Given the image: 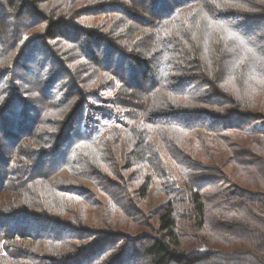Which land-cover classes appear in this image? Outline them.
Instances as JSON below:
<instances>
[{
  "label": "trees",
  "instance_id": "1",
  "mask_svg": "<svg viewBox=\"0 0 264 264\" xmlns=\"http://www.w3.org/2000/svg\"><path fill=\"white\" fill-rule=\"evenodd\" d=\"M0 242V264H264V0H0Z\"/></svg>",
  "mask_w": 264,
  "mask_h": 264
},
{
  "label": "rangeland",
  "instance_id": "2",
  "mask_svg": "<svg viewBox=\"0 0 264 264\" xmlns=\"http://www.w3.org/2000/svg\"><path fill=\"white\" fill-rule=\"evenodd\" d=\"M60 178L62 180H66L67 178H71V176L66 171H62L60 173ZM71 183L81 186V187H88V188L93 187V184L89 180L83 179V178H73L72 177ZM168 198L169 196H165L164 194L163 184L160 181H156L153 184L151 191L149 193V196H148V206L151 209L159 207L166 200H168ZM0 245H1V242H0Z\"/></svg>",
  "mask_w": 264,
  "mask_h": 264
},
{
  "label": "snow or ice",
  "instance_id": "3",
  "mask_svg": "<svg viewBox=\"0 0 264 264\" xmlns=\"http://www.w3.org/2000/svg\"><path fill=\"white\" fill-rule=\"evenodd\" d=\"M156 0H153V4H155ZM243 43V41H241Z\"/></svg>",
  "mask_w": 264,
  "mask_h": 264
}]
</instances>
